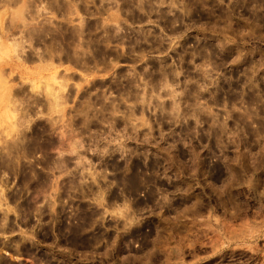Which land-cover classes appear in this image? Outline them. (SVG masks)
Masks as SVG:
<instances>
[{
  "label": "rangeland",
  "instance_id": "rangeland-1",
  "mask_svg": "<svg viewBox=\"0 0 264 264\" xmlns=\"http://www.w3.org/2000/svg\"><path fill=\"white\" fill-rule=\"evenodd\" d=\"M73 1L0 0V34L17 23L0 47L12 86L0 80V162L18 169L0 186L1 227L15 226L0 227V241L24 236L37 248L0 247V256L20 264H264V0ZM45 19L85 25V66L23 60L8 45L23 35V55L40 52L44 42L22 32ZM60 85L67 99L48 108ZM22 173L33 179L25 196L50 213L28 227L6 198Z\"/></svg>",
  "mask_w": 264,
  "mask_h": 264
},
{
  "label": "bare ground",
  "instance_id": "bare-ground-1",
  "mask_svg": "<svg viewBox=\"0 0 264 264\" xmlns=\"http://www.w3.org/2000/svg\"><path fill=\"white\" fill-rule=\"evenodd\" d=\"M61 1V0H60ZM75 1V0H74ZM73 1V2H74ZM119 1V0H118ZM121 1V0H120ZM125 1V0H124ZM139 2H140V0H138ZM147 1V0H146ZM150 1V2H149ZM148 2L150 3V6H151V0H149ZM78 2H79V0H78ZM77 2V3H78ZM111 2V1H110ZM126 3H128V1H125ZM130 2V1H129ZM144 2V1H143ZM153 2V1H152ZM125 3V4H126ZM68 4V6H69V3H67ZM83 4V3H82ZM85 4V3H84ZM124 4V6H130V4L128 3V5L126 4L125 5ZM135 4V3H134ZM72 5V4H71ZM70 5V6H71ZM78 5V4H77ZM109 5V4H108ZM122 5V4H121ZM133 5V4H132ZM131 5V6H132ZM140 5V4H139ZM52 6V5H51ZM50 6V7H51ZM74 6V5H73ZM80 5H78V7H79ZM53 7V6H52ZM51 7V8H52ZM77 7V6H76ZM77 7V8H78ZM47 8V7H46ZM58 8V7H57ZM77 8H75V10L77 9ZM106 8V7H105ZM110 8V7H109ZM122 8V7H121ZM128 8V7H127ZM130 8V7H129ZM132 8V7H131ZM130 8V9H131ZM151 8V7H150ZM79 9V8H78ZM81 9V8H80ZM79 9V10H80ZM123 9V8H122ZM74 10V11H75ZM105 10V9H104ZM129 10V9H128ZM148 10V9H147ZM59 11V10H58ZM64 11H65V9H64ZM151 11V10H150ZM38 12H39V10H38ZM32 13V12H31ZM37 13V12H36ZM40 13V12H39ZM70 13V12H69ZM68 13V11H67V14L66 15H68L69 14ZM71 15L73 14V13H70ZM38 15V14H37ZM17 17V16H16ZM19 17V16H18ZM22 17V16H21ZM37 17V16H36ZM36 17H34V15L31 17V18H29V19H32V21H34L35 19H36ZM10 18V17H9ZM15 18V17H14ZM20 18V17H19ZM23 18V17H22ZM11 19V18H10ZM21 19V18H20ZM12 20V19H11ZM24 20H28V19H26V18H23V20L21 19V22L22 21H24ZM50 20V19H49ZM48 20V21H49ZM69 20V19H68ZM41 21V22H40ZM39 22H40V25L42 26V27H37L38 26V24H39V22H35L36 24H37V26H33V27H30V26H28V24H30V20L29 21H27V22H29V23H27L26 21L24 22V24L25 25H27L28 26V28H27V31H23L22 33H26L27 34V36L28 35H31L32 36V39H35V41L36 42H44V47H43V49H41V51L40 52H34L33 50H30V51H33V52H31L30 53V51L29 52H26L27 54H26V56L25 55H23V53L21 52V50H23V41H22V39H24V36L22 35V37H20L21 38V40L20 39H14L13 38V36H11L10 34V36L12 37V41H11V43L10 44H8V45H11L12 46V48H14V49H16L17 50V52H18V55L20 56V59H22L23 58V60L25 59V60H28V61H32V60H34V58H36V60L38 59V60H40V61H48L49 63H51V62H54V60H59V61H66V62H71V63H73V64H78V65H80L82 62L85 64H87V58H85L84 60L86 61V62H84V60H83V58H81V54H82V52L85 50V49H82V47L84 46L85 47V45H84V43H83V45H82V43H80L81 41H83V37L81 36V35H83L82 34V32L85 30L84 29V24L82 25L80 22V24L79 25H77V26H72V27H69V26H65V25H63V24H58V26L56 27H53V25H49V23L51 22V20H50V22H48V21H46V19H45V21L44 20H40ZM44 21V22H43ZM10 22V21H9ZM47 22H48V25H47ZM69 22V21H68ZM81 22H82V19H81ZM32 24H33V22H31ZM10 24V23H9ZM15 24H17L16 22H13L12 21V24H10V25H7L8 27L6 28V29H4V31L6 30V32L5 33H3L4 31H2L1 33L2 34H0V47L1 46H3V45H5V46H7V43H5V39L6 38H3V37H7L8 38V33L10 32L9 30H11L10 28L11 27H14L15 26ZM23 24V25H24ZM51 24V23H50ZM103 24V23H102ZM39 25V26H40ZM82 25V26H81ZM98 26V28H100V26L105 30V28L101 25V23L100 22H96V23H94V26ZM52 26V27H51ZM78 26H80V27H78ZM88 26V25H87ZM92 26V25H91ZM97 26L95 27V28H97ZM17 27H18V25H17ZM3 28V27H2ZM15 28V27H14ZM26 28V27H25ZM85 28H87V27H85ZM89 28V27H88ZM88 28L86 29V30H88ZM91 29H92V27H91ZM90 30V29H89ZM107 30V29H106ZM114 30V29H113ZM97 31V30H96ZM108 31V30H107ZM115 31V30H114ZM89 32H91V31H89ZM106 32V31H105ZM116 32V31H115ZM114 32V33H115ZM85 35H86V33H85V31L83 32ZM108 33V32H107ZM25 34V35H26ZM111 34V33H110ZM116 34V33H115ZM12 35H13V33H12ZM50 36V39L49 40H47V38H46V36ZM9 36V37H10ZM31 36H29V38L31 37ZM79 36H80V38H79ZM96 36V35H95ZM109 36V35H108ZM111 37H112V35H110ZM109 36V37H110ZM116 36V35H115ZM10 37V38H11ZM26 37V36H25ZM79 39H78V38ZM89 37V36H88ZM109 37H107V38H109ZM114 37V36H113ZM77 38V39H76ZM82 38V39H81ZM107 38L105 39V40H107ZM9 39V38H8ZM31 39V40H32ZM95 38L93 37V39L92 40H94ZM98 39V38H97ZM7 40V39H6ZM11 39H9V41H10ZM26 40H27V38H26ZM68 41V42H66V41ZM78 40H81L80 42L78 41ZM85 40H87V38L85 39ZM84 40V41H85ZM90 40V39H89ZM96 40V39H95ZM76 41V42H75ZM81 44V45H78V46H76L75 45V43H78V42ZM86 42H88V41H86ZM91 42V41H90ZM99 42V41H98ZM38 43V44H39ZM78 43V44H79ZM95 43V42H94ZM97 43V42H96ZM29 45H30V43H29ZM86 45H87V43H86ZM31 46V45H30ZM43 46V45H42ZM80 46H82L81 48H80ZM91 46V45H90ZM22 47V48H21ZM32 47H33V45L31 46V49H32ZM77 47L79 48V50L77 49ZM96 47V46H95ZM21 48V49H20ZM1 49V48H0ZM4 49V48H3ZM83 50L82 52H81V50ZM27 50V49H26ZM93 50V49H92ZM36 51V50H35ZM80 51V52H79ZM102 51V50H101ZM85 53H86V51H84ZM90 52V51H89ZM14 53V52H13ZM88 53V52H87ZM97 53L98 54H96L97 56L99 55L100 56V54H99V52L97 51ZM105 53V52H104ZM89 54V53H88ZM103 54V53H102ZM106 54V53H105ZM80 55V56H79ZM86 55V54H85ZM94 55V54H93ZM19 56H18V58H19ZM36 56V57H35ZM17 57V56H16ZM90 57V56H89ZM101 57V59L103 60V58L104 57H102V56H100ZM99 57V58H100ZM82 59V60H81ZM37 60V61H38ZM89 60H91V59H89ZM89 60H88V63H89ZM102 60H101V62H102ZM106 60V58L103 60V62ZM27 61V62H28ZM39 61V62H40ZM82 61V62H81ZM45 62V63H46ZM56 62H58V61H56ZM91 62V61H90ZM106 63H107V60L105 61ZM104 62V63H105ZM80 63V64H79ZM46 65H49L48 63L46 64ZM82 65V64H81ZM42 66V65H41ZM82 66H85V65H82ZM55 68H56V66H55ZM6 69V68H5ZM4 69H3V67H0V80L2 81V83H3V86H5V89L7 90V91H9L10 89H11V87L12 86H10L8 83H9V81H7V78H5V77H3L4 75ZM8 74H10V73H8ZM15 78V77H14ZM5 84V85H4ZM21 85V84H20ZM17 87H19V86H17ZM27 87V86H26ZM60 88H58V89H60V90H58V91H56L55 92V90L56 89H54V92L55 93H57V94H55L54 92H53V90L52 89H50V91H52L51 93H52V95L53 94H55L54 96H52L51 97V93L50 92H47L50 96H48V94H47V96H48V98H47V102H48V105H46L48 108L51 106V107H54L56 104H60V102H62V101H64V98L63 97H65V96H63V93L61 92L62 91V89H64V86L63 85H60L59 86ZM1 88V87H0ZM21 88V87H20ZM19 88V89H20ZM28 89V88H27ZM15 90V89H14ZM13 90V91H14ZM18 90V89H17ZM16 91V90H15ZM26 91V89L25 88H22V89H20V90H18L17 92H18V94H20V93H22V95H24L23 97L25 98L26 96L25 95H27V94H23V93H26L25 92ZM64 91V90H63ZM17 92H15V93H17ZM29 92V91H28ZM14 93V94H15ZM31 93V92H30ZM45 94V95H46ZM21 95V96H22ZM67 95V94H66ZM17 96H20V95H17ZM63 96V97H62ZM22 97V98H23ZM42 97V96H41ZM50 97V98H49ZM14 98V100L16 99L15 97H13ZM19 98H21V97H19ZM38 98V97H37ZM45 98V97H44ZM61 98H63V100L61 99ZM66 99H67V96L65 97ZM18 99V98H17ZM16 99V100H17ZM27 99V98H26ZM25 99V100H26ZM32 99V98H31ZM40 99V98H39ZM49 99V100H48ZM60 99V100H59ZM65 99V100H66ZM13 100V99H12ZM13 100V101H14ZM21 101V99H18L17 101ZM24 100V99H23ZM22 100V101H23ZM58 100L60 101V102H58ZM62 100V101H61ZM17 101H15L14 102V104L17 102ZM19 101V102H20ZM27 101V100H26ZM29 101V100H28ZM32 101V100H31ZM38 101V100H37ZM40 102H42L41 100H39ZM46 102V103H47ZM22 103H25L26 104V102H22ZM36 103V102H35ZM50 103V104H49ZM33 104V103H32ZM54 104V106H52ZM8 105V104H7ZM23 105V104H22ZM39 105V104H38ZM42 105V104H41ZM50 105V106H49ZM14 106V105H13ZM27 106V105H26ZM25 106V107H26ZM18 108L19 109V107H20V105L19 106H17V103H16V106H15V108ZM27 107H29V106H27ZM50 107V108H51ZM16 108V109H17ZM30 109V108H29ZM28 109V110H29ZM13 110V109H12ZM31 110V109H30ZM22 111V110H21ZM24 111V110H23ZM24 113V112H23ZM24 114H26V113H24ZM21 115V114H20ZM25 116V115H24ZM29 117V116H28ZM3 137V136H2ZM1 137V138H2ZM22 138V137H21ZM10 141V140H9ZM34 143V142H33ZM32 143V144H33ZM0 144H1V142H0ZM5 144H7L6 142H5ZM4 145V144H3ZM11 145V144H10ZM11 146H13V145H11ZM10 146V147H11ZM20 146H21V144H20ZM32 146V145H31ZM4 147V146H3ZM10 147H8V148H10ZM14 147H15V145H14ZM17 147H18V145H17ZM7 147L4 149V151H6V149H8ZM11 149V148H10ZM17 149V148H16ZM26 149V148H25ZM3 150V149H2ZM9 150V149H8ZM13 150V149H12ZM7 152H9V151H7ZM12 152V151H11ZM14 152V151H13ZM18 152H20V151H18ZM31 152V151H30ZM29 152V153H30ZM4 154H5V152H4ZM14 154H16V153H14ZM23 154V153H22ZM12 155V154H11ZM10 155H8V157H9ZM3 156H0V158H2ZM19 157V156H18ZM23 157H24V155H23ZM25 157H26V155H25ZM7 158V157H6ZM15 158V157H14ZM13 158V159H14ZM11 159V158H10ZM1 160V159H0ZM5 160V159H4ZM1 161L0 162V186L2 187V186H6V185H8V182H9V179L10 178H8L6 175L4 176V173L5 172H7V173H5V174H10V175H15L16 174V170H18V169H16V165H14L13 163H11V162H9V161ZM50 161H52V160H50ZM50 163V162H49ZM16 164V163H15ZM20 164V163H19ZM21 165V164H20ZM25 166V165H24ZM23 167V166H22ZM20 169H21V167H20ZM27 170V169H26ZM26 170H24L23 169V171H26ZM21 171V170H20ZM31 172V171H30ZM27 173V172H26ZM20 174V173H19ZM18 175V174H17ZM28 174H23L22 173V175H21V177L19 176V188H17V189H15V190H13V191H11V192H9V193H7V195H6V198H8L9 199V201H11V202H14L13 203V208H15V211H17L18 212V215H19V218H18V225H20V226H25V225H27V227H28V225H30L31 224V222H32V219H33V217L35 216V215H38V217H41V215H42V213L44 214L46 211H44L45 210V208H42L41 207V205H39V204H36L35 203V201L34 200H32L33 198H30L29 196H25V189H28V188H26V186L27 187H29L30 186V180L32 179V178H28V176H27ZM30 177V176H29ZM33 178H35V177H33ZM45 178V177H44ZM43 178V179H44ZM42 179V180H43ZM33 180V179H32ZM36 180V179H35ZM20 181H21V183H20ZM41 181V180H40ZM40 181H38L39 183V185H37V187L38 186H44V185H46V184H48V183H45L46 181L48 182V180H43L44 181V185L41 183V185H40ZM32 184V183H31ZM34 184V183H33ZM35 185V184H34ZM34 185H32V186H34ZM39 188V187H38ZM3 188H1V190H2ZM30 189V188H29ZM1 197L3 198V195H1L0 194V205H2L3 204V200L1 199ZM20 198H22V200L20 199ZM35 198V197H34ZM5 199V198H4ZM21 200V201H20ZM9 203H7V205H8ZM47 204V203H46ZM49 204V203H48ZM4 205H5V203H4ZM9 206H10V204H9ZM49 206L51 207L52 206V204L50 205L49 204ZM49 206H46V207H49ZM44 207V206H43ZM9 208V207H8ZM4 210H6L3 214V217L2 218H4L3 219V223H4V221H5V219L7 218V214H8V212H9V210H7V208L5 209L4 208ZM48 213H49V211H47ZM50 214V213H49ZM36 217V216H35ZM11 218V217H10ZM9 220V219H8ZM11 221V220H10ZM0 222H1V219H0ZM6 222H7V220H6ZM14 223V222H13ZM13 223L12 222H8V223H6L7 225L4 227V225L5 224H3V226L1 227V223H0V227L3 229L4 228V230L7 232V231H12V230H14L13 228L15 227L14 225H13ZM16 223V222H15ZM30 227V226H29ZM1 228H0V230H1ZM75 232V231H74ZM47 233V232H46ZM45 233V234H46ZM44 234V235H45ZM59 236V235H58ZM77 236V235H76ZM17 238V237H16ZM74 239L75 237H71V239ZM69 240H70V238H69ZM75 240V239H74ZM72 242H73V240H71ZM77 243V242H76ZM72 244V243H71ZM0 247H1V249H5L6 251H8L9 252V254H13V253H21V254H30V253H32L33 254V252H35V249H37L36 248V246H34L33 245V243L32 244H28L27 243V241H26V238L24 237V236H21V237H19L18 239H10V240H8V241H0ZM2 255V254H1ZM36 258V257H35ZM51 260V259H50ZM0 264H20V263H15L13 260H8V259H6L5 258V256H0ZM22 264V263H21Z\"/></svg>",
  "mask_w": 264,
  "mask_h": 264
},
{
  "label": "flooded vegetation",
  "instance_id": "flooded-vegetation-1",
  "mask_svg": "<svg viewBox=\"0 0 264 264\" xmlns=\"http://www.w3.org/2000/svg\"><path fill=\"white\" fill-rule=\"evenodd\" d=\"M8 233H11V231H8ZM8 236V238H10V239H18L20 236H13V235H7ZM17 237V238H16ZM6 241H8V239L6 240Z\"/></svg>",
  "mask_w": 264,
  "mask_h": 264
}]
</instances>
